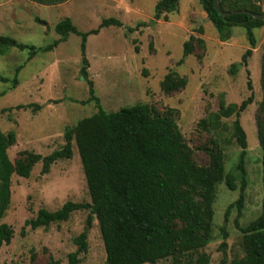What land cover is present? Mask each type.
Listing matches in <instances>:
<instances>
[{
    "label": "rangeland",
    "instance_id": "1",
    "mask_svg": "<svg viewBox=\"0 0 264 264\" xmlns=\"http://www.w3.org/2000/svg\"><path fill=\"white\" fill-rule=\"evenodd\" d=\"M156 2L64 0L42 5L31 0H0V35L35 48L59 37L54 25L65 17L80 31L96 28L108 17L123 23L121 27H103L87 37L86 77L80 72V37L74 33L51 50L37 51L30 59L26 49H5L0 55V76L9 81H0V129L5 133L14 131L16 135L15 144L7 149L8 156L15 161L23 150L44 156L60 149L65 127L97 111L95 102L87 101V81L91 80L99 106L108 112L139 103H147L159 113L167 107L176 108V122L194 160L206 164L208 157L202 147L217 137L224 148L225 169L232 171L240 150L231 135L235 114L219 117L217 126L209 125L208 131L198 126V122L218 112L221 103L239 105L252 92L253 102L239 115L247 142L244 159L247 185L238 218L244 226L260 213L263 196L261 150L254 113L255 99L262 98L260 56L264 50V26L253 29L256 46L242 65L241 56L249 47L243 27L232 26L230 37L219 40L198 0H179L175 11L163 13L149 24ZM256 2L264 11V0ZM136 24L140 26L126 30ZM200 38L204 45L197 42ZM186 40L192 41L193 50L183 57ZM181 58L183 61L177 63ZM232 63H239L234 72L230 71ZM19 65L22 67L12 83ZM169 71L185 77L187 83L183 89L166 94L159 83ZM248 80L251 91L247 88ZM238 186L239 181L235 190L224 183L218 185L212 204L213 239L192 256H184L180 264H194L201 254L207 256V264H220L224 255L228 261L243 255L242 234L234 225L236 208L225 215L227 206L238 196ZM66 201H90L74 145L72 156L57 160L46 173L41 172V163H36L27 178L12 174L11 199L0 223L11 226L13 235L8 244L0 246V264H50V260L66 264L67 254L77 249L73 239L82 231H86V250L78 253V264H104L105 251L97 222L92 218L89 225L86 223L88 210H75L65 221L34 230L24 225L25 220L35 217L38 209L54 211ZM221 229L226 232V239L222 238ZM172 262L168 258L157 264Z\"/></svg>",
    "mask_w": 264,
    "mask_h": 264
},
{
    "label": "trees",
    "instance_id": "2",
    "mask_svg": "<svg viewBox=\"0 0 264 264\" xmlns=\"http://www.w3.org/2000/svg\"><path fill=\"white\" fill-rule=\"evenodd\" d=\"M38 4L50 5L64 0H31ZM179 0H157L153 19L161 18L163 13L177 9ZM207 19L216 28L218 39L225 41L230 37V28L239 25L244 28L249 47L241 56L242 65L256 46L253 29L264 26V19H253L243 13L221 17L216 11L215 0H198ZM258 0H221L222 11L247 10L263 13ZM148 23V22H147ZM123 26L114 17L104 18L96 28L88 31L78 30L72 21L65 17L54 25L59 35L50 44L35 48L18 42L10 36L0 35V55L8 47L28 50V59L37 51L51 50L65 41L70 33L80 37L82 67L80 72L87 76L86 41L90 34H97L103 27ZM126 28L127 31L136 29ZM134 42V40H133ZM197 42L204 45L202 38ZM183 57L193 50V43L186 40L182 47ZM137 51L138 48L135 47ZM181 58L177 63H181ZM22 65L15 68L11 80L15 83ZM239 68L232 63L230 71ZM0 81L9 79L0 76ZM187 79L174 71H169L160 81V89L171 94L185 87ZM89 97L94 101L97 111L79 119L75 125L65 127L64 144L60 149L47 155L23 150L15 161H11L7 149L16 142L14 131L2 132L0 129V220L5 215L11 199V176L27 178L33 166L41 163V172L49 171L51 164L59 159L72 156V145L76 147L89 202L66 201L59 209L48 211L38 209L34 218L25 220L24 225L31 229L44 227L51 223L65 221L75 210H88L87 225L92 218L96 220L105 251L104 264H157L171 258L172 264H180L184 256H192L200 251L212 239L213 207L217 187L224 183L228 189H237L238 196L230 203L225 215L236 208L235 227L242 234L243 255L228 261L225 255L220 264H264V50L260 56V85L262 98L257 102L254 124L258 145L261 150L262 203L256 218L242 226L238 222L244 206L247 185L244 159L247 142L245 131L240 125L239 115L247 105L253 102L251 92L239 105L221 103L218 112L201 119L198 126L208 131L217 126L219 117L235 114L231 126V135L240 148L232 171L225 169V152L220 140L212 137L209 145L203 146L208 162L199 164L193 158L192 149L186 143L176 122L178 111L167 107L162 113L147 103L121 107L108 112L101 108L94 94L93 83L87 81ZM247 88L251 91L250 81ZM86 102V100H85ZM82 101L81 103H85ZM27 105H17L18 108ZM209 121V122H208ZM223 239L226 232L221 229ZM11 226L0 223V246L8 244L12 238ZM73 242L77 245L74 252L67 254L66 264H78V253L86 250V231H82ZM222 246L225 242H222ZM221 246V247H222ZM207 256L201 254L194 264H207ZM50 264H57L50 260ZM189 264V262L187 263Z\"/></svg>",
    "mask_w": 264,
    "mask_h": 264
},
{
    "label": "water",
    "instance_id": "3",
    "mask_svg": "<svg viewBox=\"0 0 264 264\" xmlns=\"http://www.w3.org/2000/svg\"><path fill=\"white\" fill-rule=\"evenodd\" d=\"M220 1L221 0H215L214 2V6L216 11L220 14L221 17H225L228 16L230 14H235V13H243V14H247L250 15L253 19H264V12L263 13H253L247 10H232V11H222L220 8Z\"/></svg>",
    "mask_w": 264,
    "mask_h": 264
}]
</instances>
